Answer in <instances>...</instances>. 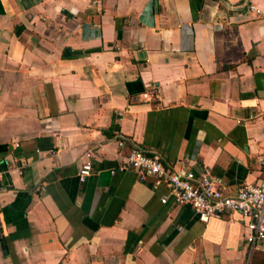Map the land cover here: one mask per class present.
Wrapping results in <instances>:
<instances>
[{"label":"crops","instance_id":"0c3cea01","mask_svg":"<svg viewBox=\"0 0 264 264\" xmlns=\"http://www.w3.org/2000/svg\"><path fill=\"white\" fill-rule=\"evenodd\" d=\"M132 147L260 179L264 0H0V264H264L239 213L120 168Z\"/></svg>","mask_w":264,"mask_h":264},{"label":"built area","instance_id":"2783aa9c","mask_svg":"<svg viewBox=\"0 0 264 264\" xmlns=\"http://www.w3.org/2000/svg\"><path fill=\"white\" fill-rule=\"evenodd\" d=\"M255 9L254 5H249ZM133 169L140 180L154 178L155 183L164 182L169 196L178 205H190L200 219L221 215L227 211L237 212L245 221L244 238L248 248L246 261L251 254L264 249V157L260 179L253 183H243L235 193L227 194L220 187L219 179L206 171L196 173L189 167H168L158 153H148L139 147H132L125 155L120 167ZM91 164L85 162L79 168V179L90 173ZM168 196L162 197L167 201Z\"/></svg>","mask_w":264,"mask_h":264},{"label":"water","instance_id":"95a60500","mask_svg":"<svg viewBox=\"0 0 264 264\" xmlns=\"http://www.w3.org/2000/svg\"><path fill=\"white\" fill-rule=\"evenodd\" d=\"M244 4H247V1Z\"/></svg>","mask_w":264,"mask_h":264}]
</instances>
